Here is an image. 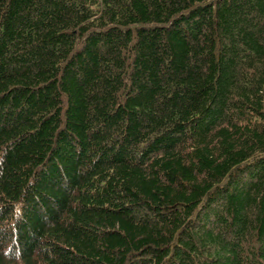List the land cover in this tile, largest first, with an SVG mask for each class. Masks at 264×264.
<instances>
[{"label":"trees","instance_id":"16d2710c","mask_svg":"<svg viewBox=\"0 0 264 264\" xmlns=\"http://www.w3.org/2000/svg\"><path fill=\"white\" fill-rule=\"evenodd\" d=\"M0 264H264V0H0Z\"/></svg>","mask_w":264,"mask_h":264}]
</instances>
